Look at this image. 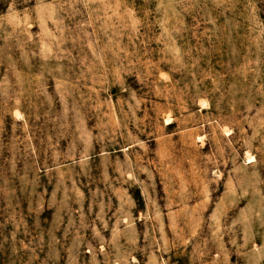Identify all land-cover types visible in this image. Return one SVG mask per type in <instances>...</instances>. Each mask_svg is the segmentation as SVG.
Listing matches in <instances>:
<instances>
[{"label":"rangeland","instance_id":"obj_1","mask_svg":"<svg viewBox=\"0 0 264 264\" xmlns=\"http://www.w3.org/2000/svg\"><path fill=\"white\" fill-rule=\"evenodd\" d=\"M0 264H264V0H0Z\"/></svg>","mask_w":264,"mask_h":264}]
</instances>
